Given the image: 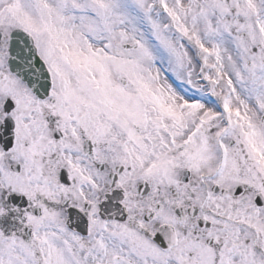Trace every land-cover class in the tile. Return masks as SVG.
Here are the masks:
<instances>
[{
	"label": "snow or ice",
	"instance_id": "6c2138e0",
	"mask_svg": "<svg viewBox=\"0 0 264 264\" xmlns=\"http://www.w3.org/2000/svg\"><path fill=\"white\" fill-rule=\"evenodd\" d=\"M0 264H264V0H0Z\"/></svg>",
	"mask_w": 264,
	"mask_h": 264
}]
</instances>
